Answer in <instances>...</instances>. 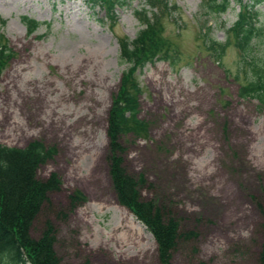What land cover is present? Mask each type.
I'll list each match as a JSON object with an SVG mask.
<instances>
[{"label": "rangeland", "instance_id": "1", "mask_svg": "<svg viewBox=\"0 0 264 264\" xmlns=\"http://www.w3.org/2000/svg\"><path fill=\"white\" fill-rule=\"evenodd\" d=\"M129 1L114 22L88 0H0V32L15 52L0 75V143L55 147L37 174L57 173L62 186L48 193L32 236L50 221L63 264H159L153 234L119 203L109 172V111L129 67L118 39L143 28L136 11L145 0ZM170 2L177 8L163 19L165 36L180 60L140 73V117L150 130L122 138L125 165L144 175V199L177 218L181 232L197 233L180 241L173 264H260L264 106L240 91L254 78L252 57L264 59V38L244 58L231 28L243 4L264 29V0H233L220 12L203 0ZM24 16L41 23L31 35ZM205 25L209 37L230 41L220 62L206 49ZM77 189L87 200L72 208Z\"/></svg>", "mask_w": 264, "mask_h": 264}, {"label": "trees", "instance_id": "2", "mask_svg": "<svg viewBox=\"0 0 264 264\" xmlns=\"http://www.w3.org/2000/svg\"><path fill=\"white\" fill-rule=\"evenodd\" d=\"M99 5L114 22L117 7L127 5L129 0H88ZM212 11H226L233 0H203ZM242 2V0H237ZM149 6L150 9H147ZM176 4L170 0H145L136 12L141 16L143 28L134 39L119 38L120 60L129 64L123 72L118 93L114 96L108 117L107 135L110 140L109 172L113 190L119 203L127 207L153 234L158 250L159 264H173V254L182 239L197 236L195 231L181 232L180 221L166 216L165 209L154 200L142 197L140 186L144 175L138 178L125 165L127 148L122 140L132 134L137 138L149 136L150 123L140 117V98L144 92L140 73L147 63L169 61L173 66L180 60L177 46L165 36L163 19L172 15ZM248 6H241L238 20L232 26L235 46L245 53L253 51L252 40L264 38V29L252 20ZM28 34H33L41 23L28 16L23 17ZM0 23L6 20L0 16ZM205 31V32H203ZM209 26L201 30L207 50L221 61L230 41L219 42L209 37ZM15 55L4 33L0 32V75ZM254 78L241 87L244 97L257 98L264 106V59L250 61ZM55 147L41 140H33L25 147L0 143V264H63L55 249L57 240L54 225L48 221L39 238L32 236V229L43 206L49 201L50 191L60 190L61 178L53 173L47 180L38 177V169L55 155ZM72 208L85 203L87 198L80 190L70 195ZM264 264V243L260 253Z\"/></svg>", "mask_w": 264, "mask_h": 264}]
</instances>
